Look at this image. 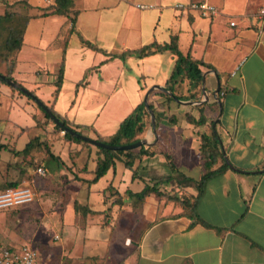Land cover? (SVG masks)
I'll use <instances>...</instances> for the list:
<instances>
[{"label":"crops","instance_id":"crops-1","mask_svg":"<svg viewBox=\"0 0 264 264\" xmlns=\"http://www.w3.org/2000/svg\"><path fill=\"white\" fill-rule=\"evenodd\" d=\"M142 1L71 0L59 14L53 12L56 0H0V53L6 51L5 40L21 38L7 60L0 56V72L14 82H0V166L31 158L45 143L48 125L41 104L80 133L108 140L152 88L147 104L157 114L156 135L149 115L139 137L153 155L134 160L137 176L120 155L93 180L103 158L97 146L61 140L59 147L45 150V175L29 171L31 188L37 195V189L43 192L46 201L49 191L55 192L60 207L55 223L68 238L80 239L77 250L83 246L86 255L105 256V264H264V23L246 19L264 0L231 5L206 0L218 9L212 18L165 0ZM72 34L77 40H69ZM173 40L183 55L210 67L199 65L203 74L195 87L178 77L171 92L166 83L175 67L173 53L138 57L127 52ZM32 50L42 54L39 61L47 67L36 63L30 69ZM69 53L77 57L74 80L67 79ZM43 84L48 85L44 94ZM18 85L41 104L12 87ZM77 112L93 119L71 120ZM202 136L220 152L211 168L227 165L205 181L194 204L197 216L210 226L192 223L184 206L165 197L149 193L139 200L131 195L157 182L164 192L180 190L194 200L202 174ZM33 138L41 143L23 151ZM166 154L176 170L169 168ZM26 174L6 182L28 185L23 184Z\"/></svg>","mask_w":264,"mask_h":264},{"label":"trees","instance_id":"trees-1","mask_svg":"<svg viewBox=\"0 0 264 264\" xmlns=\"http://www.w3.org/2000/svg\"><path fill=\"white\" fill-rule=\"evenodd\" d=\"M70 3H71V0H56L57 6L53 12L59 13V14L64 13L67 10V8L71 5ZM11 38L13 39L5 40L4 49L6 51H3V53H0V56L5 57L4 60H7L9 54H11L12 50H14L17 47V44H19L21 40V38H19L18 40L16 37H11ZM166 50L170 51L176 56L175 67L173 71L171 72L169 79L167 80L166 88L172 92L173 87L171 86V84L177 83L178 82L177 78L180 76H181L180 78L186 77L187 79H189L191 84H193L195 87L201 80L202 74H203V72L199 68V65L207 66V64H205L202 60L191 59L188 55H183L177 48V45L176 43H174V40L171 41L170 43H165V44H158V43L153 42L151 44L144 45L139 49L128 51L127 54H135L138 57H143L146 55L153 54L155 52H162ZM125 55L126 54H122V57H124ZM207 67H210V66H207ZM6 78L11 79L9 73L3 74L0 72V82L5 83ZM61 78H62V65L59 67L57 82L60 83ZM12 87L16 90H19V92L25 94L29 98H32L38 101V99L35 97V95L32 92H28L23 88H19L20 87L19 85L12 86ZM218 95L220 97V93ZM147 107L153 110L155 120L157 123L158 121L157 114H156V111L153 105L151 103H148V105L146 106L143 102H141L120 122L117 131L112 136H110L108 140H102L100 138H97L96 140L106 142L109 144H115V145L129 144V143H133L139 140L140 139L139 136L145 131V127L147 124L146 118H145V117H148L149 115L147 112ZM40 108L43 110L47 118L51 119L48 114V112H50L55 117H57L65 126H68L71 129L77 131L75 128L72 127V125L64 117L60 116L57 112L52 110V108L45 106L43 104L40 105ZM198 123H203L202 118L199 119ZM56 126L60 130H63V128L60 125L56 124ZM212 135H213V139H215L216 134L214 131L212 132ZM64 139L77 142V143L80 142V143L90 145V143L82 140L81 138L71 134L68 131H64ZM35 142L37 144L41 143L37 141V138H33L31 139V141H29L26 144L23 151L32 147ZM97 148L99 152L103 154V158L99 159L97 162V167L94 172L93 180L102 176L109 167L114 166L115 159H118V158L121 159L120 155L124 157L123 163L125 167L132 169L133 176H137L136 172L138 168L137 166L133 167L134 160L139 159L142 155H149V156L153 155V152L150 151L149 148H145L143 145L137 148L128 149V150H122V149L110 150V149H106V148H102L98 146ZM200 150H201V156H200L201 164L200 165L202 168V174L200 178L198 179L199 192L194 200H190L189 196H186L183 192L179 193L180 190L172 189L171 192H164L160 189V186L157 182H152L151 184L145 183L144 187L142 188L140 192L132 193V194L129 192V194L133 195L139 200H142L149 193H154L156 196H159V197H165L168 200L175 201L181 204L182 206H184L185 209L188 211V215L192 219V223L201 222L205 226H210V224H208L207 222H204L197 216L195 209H194V204L203 190L205 181L211 175L217 172H221L224 169H226L227 165L225 163H222L220 166H218L215 169L211 168L216 160L217 155H220V152L215 146L214 147L211 146L210 141L205 136L201 137ZM48 153L50 156H53V154L50 151H48ZM165 156H166V160H167L169 168L172 171L176 170L177 168L174 162L172 161L171 155L166 154ZM16 185H17L16 182H11V181L0 183V187H2L0 188V190L8 188V187H14Z\"/></svg>","mask_w":264,"mask_h":264},{"label":"rangeland","instance_id":"rangeland-1","mask_svg":"<svg viewBox=\"0 0 264 264\" xmlns=\"http://www.w3.org/2000/svg\"><path fill=\"white\" fill-rule=\"evenodd\" d=\"M165 1L173 6H175L177 3H185L184 2L185 0H165ZM196 1H205V0H196ZM228 1H229V5H231V2H236L238 0H228ZM132 2L142 3L143 1L130 0V3ZM133 12L136 11L133 10ZM253 12H251L250 14H252ZM83 23H85L84 20ZM39 29L40 27L37 25V28L31 31L33 36L39 31ZM69 40H77V39L72 34ZM31 52H32L31 56L27 60V62L31 64L29 65L31 66L30 69L34 70L36 67L35 66L36 63L38 64L39 67H45L46 63L43 62L40 63L39 61V57H42L41 56L42 54L39 52L35 53L33 50ZM68 56L69 58L67 61V69H66V72L68 74L67 79L74 80L75 77L73 73L76 71V65L74 63V60L77 59V57H75L74 55H70V53ZM70 58H73V60L70 61ZM54 65L55 64H53V66ZM48 68H49V64H48ZM26 69H28L27 66ZM47 87L48 85L45 84H43V86L41 87L43 94L48 91ZM68 95L70 96V92H68ZM73 116H75L76 118H73ZM71 117H72L71 120H74L75 122L77 121L84 123H90V121L93 119L92 115L83 117L78 112L71 114ZM148 117H145L147 124H149ZM101 118L102 117H100V119ZM44 124L48 125L47 137L43 140L46 144L43 143L42 147H39L38 150L34 151L35 155L32 156L31 158L26 157L23 161H20L21 158L19 157L16 163H11V162L9 163L7 161L6 165L4 163L2 166H0V183H4L8 181V179H13L14 177L19 178L18 175H22L23 172H27V174L25 175L26 180L25 182H23V184H28V186L30 187L34 186L31 180L32 174H29V171L32 172L37 168V166H42L43 158L46 156L47 153V151L45 150L47 149L50 150L51 146H54L53 149H55L57 146L59 147V145L61 144V140H64L63 142H66V140L64 139V132H61V130L56 126V124L53 122L52 119L45 118ZM61 152H59V154ZM6 156L7 155H4V157ZM49 159L50 161L52 160L51 157H49ZM58 160L59 159H56L55 161L59 163ZM52 162L54 163L53 160ZM199 164H201V160L199 161ZM12 171H14L13 172L14 176L12 175ZM37 192L38 195L35 194L33 201L24 208L22 206L18 208L0 209V248L10 245L11 246L13 245L20 246L22 244L31 245L34 248H36L38 252L40 264H105V261L103 260L105 256H101L99 258L96 255H86L89 253L86 252L87 249H85L82 245H81L82 247H80V249L77 250L74 244L76 245L77 243H79L80 239L79 238L76 239L74 237L68 238L63 234V231H61V228L59 227V223L58 222L55 223V219L53 215H55L58 209V206L56 205L57 200L56 198H54L55 192L49 191V193L47 194L49 196L47 198V201L44 198L43 192H40L38 189ZM130 221L132 226L136 228L137 220L136 219L134 220V218H132ZM54 223H55V228L57 229L56 232L52 230L53 229L52 227H54L53 225Z\"/></svg>","mask_w":264,"mask_h":264},{"label":"built area","instance_id":"built-area-1","mask_svg":"<svg viewBox=\"0 0 264 264\" xmlns=\"http://www.w3.org/2000/svg\"><path fill=\"white\" fill-rule=\"evenodd\" d=\"M141 7L143 5L140 4ZM175 8L196 11L200 16L212 18L217 14V7L209 2L191 0L187 3H177ZM247 20L264 23V5L258 7L252 14L246 16ZM229 25L234 26L235 21L229 20ZM222 94V92H221ZM61 132H64L61 130ZM36 172L45 175L42 166L36 168ZM35 191L28 185L8 187L0 190V209L26 207L34 199ZM39 255L31 245L4 246L0 248V264H40Z\"/></svg>","mask_w":264,"mask_h":264},{"label":"water","instance_id":"water-1","mask_svg":"<svg viewBox=\"0 0 264 264\" xmlns=\"http://www.w3.org/2000/svg\"><path fill=\"white\" fill-rule=\"evenodd\" d=\"M5 81H6L7 83H9V84L14 85V82H13L11 79H9V78H6ZM155 87L160 88V89L166 91L165 88L160 87V86H158V85L155 86ZM151 90H152V88L149 89V90L147 91V93L145 94L144 100H143V102H144V104H145L146 106L148 105V104H147V94H148ZM216 91H218V89H217ZM171 95H173V94L171 93ZM37 102H38L39 104H41V102H39V101H37ZM147 111H148V113H149V115H150V121H151L152 132H153L154 135H156V130H155V116H154V112H153V110H151V109L148 108V107H147ZM48 114H49L50 118L53 120V122H54L55 124H58V125H60V126L63 128V131H68V132H70L71 134H73V135H75V136L81 138L82 140H84V141H86V142H88V143H90V144H92V145L98 146V147H102V148H106V149H110V150H118V149L128 150V149H134V148H137V147H139V146H142V145H145V144L148 143V142L146 141L145 138L139 139V140H137V141H135V142H133V143H129V144H119V145L109 144V143H106V142H102V141L96 140V139H94V138H91V137H89V136H86V135H84V134H82V133H80V132H77V131L71 129L70 127H68V126H65V125H64V124H63V123H62L57 117H55L52 113L48 112Z\"/></svg>","mask_w":264,"mask_h":264}]
</instances>
